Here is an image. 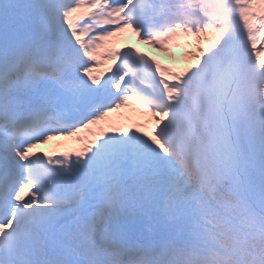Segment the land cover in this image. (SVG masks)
Masks as SVG:
<instances>
[{"label":"snow or ice","instance_id":"1","mask_svg":"<svg viewBox=\"0 0 264 264\" xmlns=\"http://www.w3.org/2000/svg\"><path fill=\"white\" fill-rule=\"evenodd\" d=\"M0 264H264V0H0Z\"/></svg>","mask_w":264,"mask_h":264},{"label":"rangeland","instance_id":"2","mask_svg":"<svg viewBox=\"0 0 264 264\" xmlns=\"http://www.w3.org/2000/svg\"><path fill=\"white\" fill-rule=\"evenodd\" d=\"M213 40L214 35L212 33L201 35L199 37L189 34L188 36L181 37L177 43L167 45V51H160L152 45L143 44L135 36H132L128 40V43H135L141 52H144L153 59L158 60L162 65L169 66L174 71L183 72V70L191 63L195 62L194 57L199 55L198 48H203L204 51L207 52V50L212 46ZM178 60L184 62L183 65L179 66L180 69L172 64L175 61L178 62ZM69 147L70 150H74L79 147V145L71 144Z\"/></svg>","mask_w":264,"mask_h":264},{"label":"bare ground","instance_id":"3","mask_svg":"<svg viewBox=\"0 0 264 264\" xmlns=\"http://www.w3.org/2000/svg\"><path fill=\"white\" fill-rule=\"evenodd\" d=\"M124 40V39H123ZM123 40H122V42H123ZM183 63L184 62H181L180 60H178V62H173L172 64L174 65V66H176L177 68H179V66H181V65H183ZM180 69V68H179Z\"/></svg>","mask_w":264,"mask_h":264}]
</instances>
